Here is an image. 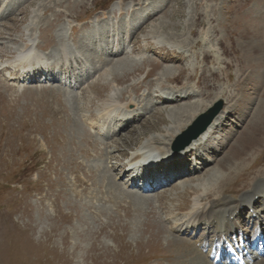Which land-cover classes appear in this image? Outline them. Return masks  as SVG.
I'll list each match as a JSON object with an SVG mask.
<instances>
[{
    "label": "rangeland",
    "instance_id": "374dc122",
    "mask_svg": "<svg viewBox=\"0 0 264 264\" xmlns=\"http://www.w3.org/2000/svg\"><path fill=\"white\" fill-rule=\"evenodd\" d=\"M11 4L0 9V62L19 60L18 47L31 35L47 58L57 61L60 44H67L77 55L105 62L109 75L90 76L73 92L0 77V264H206L195 249L201 232L184 234L194 204L208 213L225 205L232 211L264 195V120L250 129L264 103V0ZM125 15L133 28L117 55H96L94 34L123 25ZM160 34L162 42L154 37ZM119 62L125 66L115 67ZM112 93L117 103L135 105L128 122L108 124L98 114L129 113L102 110ZM220 100V118L191 151V159L200 155L191 161L197 171L152 191L127 186L121 167L138 160L139 147L165 153L195 115ZM185 107L196 109L191 119ZM82 113L110 130L82 123ZM179 122L185 123L173 132ZM246 137L255 140L253 151L231 159L233 146ZM215 172L218 181L208 185ZM108 177L114 186L106 185ZM263 261L264 255L247 259Z\"/></svg>",
    "mask_w": 264,
    "mask_h": 264
},
{
    "label": "bare ground",
    "instance_id": "6f19581e",
    "mask_svg": "<svg viewBox=\"0 0 264 264\" xmlns=\"http://www.w3.org/2000/svg\"><path fill=\"white\" fill-rule=\"evenodd\" d=\"M135 19H137V18H135ZM58 34H59V36L61 35L62 37H64L65 36V34H64V31H62V30H60V32H57ZM94 35H97V34H94ZM99 35V34H98ZM60 36V37H61ZM91 37V36H90ZM155 38L158 40V41H162L161 40V38H160V36H155ZM92 40V39H91ZM101 43L103 42V40H99ZM28 44L26 45H23V46H19L18 47V55H17V57H18V59L19 60H23V61H27V62H29V64H28V66H27V69L28 70H31V69H33V68H37V67H39V66H41V65H44V66H47V64H48V62H47V60H48V58L46 57V56H44V54H41L39 51H37V49L34 47V41H33V39H32V36L30 35L29 36V39H28ZM74 53H75V51H74ZM57 55H59V58H58V60H57V65H58V63H60V61H62V62H64L65 64H67L69 61H70V59H71V56L73 55V52L70 50V49H68V47L65 45V44H63V43H61L60 44V46H59V51H57ZM49 58H51V57H49ZM86 58V57H85ZM87 59V58H86ZM261 61V60H260ZM129 62V61H128ZM127 63V62H126ZM262 63V62H261ZM114 66V65H113ZM125 66V63L123 62H119V63H116L115 64V67H120V68H122V67H124ZM57 68H58V66H57ZM115 69V68H114ZM105 70V69H104ZM108 71H109V69H108ZM108 71L106 72H104L103 74L104 75H102V76H105V75H109V74H107L108 73ZM108 79V78H107ZM172 95V94H171ZM173 98V97H172ZM185 108H188V110L186 111L188 114H189V119H191V117H193V115H194V113L196 112V109H193V108H191V107H185ZM190 108V109H189ZM102 110L103 111H105V113L107 114V115H111V114H116V115H120V114H124V113H126L127 111H129L128 110V108L126 107V105H123V104H120V103H117V100H116V97H115V93H112L111 94V97L109 98V101L107 102V103H105L104 104V106L102 107ZM222 112V111H221ZM221 112L217 115V117L213 120V122L211 123V125L207 128V130L205 131V132H203L197 139H195V140H193L192 142H191V144L186 148V149H184V150H182L181 152H179V153H177V154H170V152H169V150L168 151H166L165 153H162V155H164V159H165V162L166 161H168V160H170V159H172V156H177V158H181V157H183L184 155H186V153L188 154L189 152H191V151H193V150H195V148H196V146H197V143L200 141V140H202L203 138H204V136L207 134V132H208V130L210 129V128H212V126L213 125H215V123H216V121L220 118V116H221ZM264 103H262L261 105L259 104L258 105V109L257 110H255V112H254V116L256 117V120H254L255 121V123H253L252 124V128H250L251 129V131H253V129H255V128H253V127H256L257 125H256V123H262L263 121L262 120H264ZM111 117V116H110ZM175 120V119H174ZM186 121H188V120H186ZM185 121V122H186ZM184 122V123H185ZM184 123H178L177 124V128L176 129H174L173 130V132H178V130H179V128L184 124ZM263 124V123H262ZM189 125V124H188ZM100 126V125H99ZM172 135V134H171ZM259 143V142H258ZM253 144L255 145L256 144V142H255V140L253 139V137H246V138H241V139H239V142H237V144L235 145V146H233V153L230 155V157H231V159H234V160H238L237 162H239V159L241 158L242 159V157L244 156V154H246V150L248 149V148H250V150H252V148L253 147H255V146H253ZM259 145V144H258ZM238 146V147H237ZM253 146V147H252ZM145 149L146 150V152L141 156V160H143L144 162L145 161H148L149 160V157L151 156V155H154V157H155V161H162V160H160V153H161V151H160V149L159 148H156L155 146H153V145H150V144H146L145 146H143V147H141L140 149ZM253 151V150H252ZM247 156V155H246ZM249 156V155H248ZM229 157V158H230ZM184 158V157H183ZM244 160V159H243ZM232 165V164H231ZM234 166V165H233ZM128 167H133V164L131 165V164H129L128 165ZM229 167H230V165H229ZM231 170V169H230ZM228 171V170H227ZM249 173V172H248ZM243 174V173H242ZM245 176H246V174H245ZM132 178V177H131ZM218 179H219V174H218V172H215V173H213L211 176H210V181H207V184L208 185H211V184H214L215 182H217L218 181ZM109 181L111 182V180L109 179ZM236 182V181H235ZM112 184H113V182H112ZM230 185V184H229ZM245 185V184H244ZM235 189H237V188H235ZM134 195V197H136V194H133ZM133 195H131V196H129V197H131L132 198V201H133V199H134V197H133ZM130 198V199H131ZM139 198V197H138ZM239 204H241V203H239ZM239 204L237 205L238 206V208H239ZM236 206V207H237ZM214 208V209H213ZM212 209V211H214V210H216V209H218L217 207H213ZM230 209H232V208H225V213L226 212H230L229 210ZM194 213V215L195 216H200V215H202V212H197L196 213V211H194L193 212ZM240 217H241V215H235V219H237L238 218V220L240 219ZM219 221H222L221 219H219ZM212 222L213 221H211V224H212ZM252 222H254V221H252ZM210 224V225H211ZM249 224V223H248ZM213 225V230H215L217 227L215 226V224L213 223L212 224ZM191 227V229L193 230H197L198 228L197 227H192V226H190ZM243 234H245V233H243ZM247 235V234H246ZM202 261H203V263H207L208 261H207V259H205V258H202L201 259ZM264 262V261H263Z\"/></svg>",
    "mask_w": 264,
    "mask_h": 264
},
{
    "label": "water",
    "instance_id": "95a60500",
    "mask_svg": "<svg viewBox=\"0 0 264 264\" xmlns=\"http://www.w3.org/2000/svg\"><path fill=\"white\" fill-rule=\"evenodd\" d=\"M222 107L221 100L216 102L212 107H210L206 112L200 114L192 122L191 125L187 127L179 136L172 146L173 150H180L187 146L192 139H195L201 132H203L206 127L210 124L212 119L216 116Z\"/></svg>",
    "mask_w": 264,
    "mask_h": 264
}]
</instances>
